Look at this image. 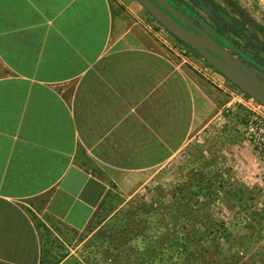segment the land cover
<instances>
[{
    "label": "crops",
    "instance_id": "0c3cea01",
    "mask_svg": "<svg viewBox=\"0 0 264 264\" xmlns=\"http://www.w3.org/2000/svg\"><path fill=\"white\" fill-rule=\"evenodd\" d=\"M142 10L0 0V264H40L37 218L84 232L227 121L220 83L165 49Z\"/></svg>",
    "mask_w": 264,
    "mask_h": 264
},
{
    "label": "rangeland",
    "instance_id": "374dc122",
    "mask_svg": "<svg viewBox=\"0 0 264 264\" xmlns=\"http://www.w3.org/2000/svg\"><path fill=\"white\" fill-rule=\"evenodd\" d=\"M166 1L264 83V0ZM142 11L165 49L201 63L232 103L250 101L264 112ZM232 105L221 128L192 136L136 194L110 196L84 232L37 218L40 264H264V167L242 137L241 105Z\"/></svg>",
    "mask_w": 264,
    "mask_h": 264
},
{
    "label": "water",
    "instance_id": "95a60500",
    "mask_svg": "<svg viewBox=\"0 0 264 264\" xmlns=\"http://www.w3.org/2000/svg\"><path fill=\"white\" fill-rule=\"evenodd\" d=\"M136 1L161 27L193 50L214 70L264 108V87L244 63L175 10L168 1ZM233 50L238 52L237 49Z\"/></svg>",
    "mask_w": 264,
    "mask_h": 264
},
{
    "label": "built area",
    "instance_id": "2783aa9c",
    "mask_svg": "<svg viewBox=\"0 0 264 264\" xmlns=\"http://www.w3.org/2000/svg\"><path fill=\"white\" fill-rule=\"evenodd\" d=\"M233 103L241 105L243 109V119L240 121L242 137L264 167V112L250 101L235 98Z\"/></svg>",
    "mask_w": 264,
    "mask_h": 264
},
{
    "label": "flooded vegetation",
    "instance_id": "af4514ba",
    "mask_svg": "<svg viewBox=\"0 0 264 264\" xmlns=\"http://www.w3.org/2000/svg\"><path fill=\"white\" fill-rule=\"evenodd\" d=\"M171 4V3H170ZM172 5V4H171ZM172 7L178 11V9L172 5ZM180 14H182L180 11H178ZM183 15V14H182ZM184 17H186L185 15H183ZM190 22H192L188 17H186ZM193 23V22H192ZM194 24V23H193ZM196 25V24H194ZM197 26V25H196ZM198 27V26H197ZM199 28V27H198ZM202 30V29H201ZM218 36V35H217ZM211 37V36H210ZM220 37V36H219ZM212 38V37H211ZM222 40H224L222 37H220ZM213 39V38H212ZM215 40V39H214ZM225 41V40H224ZM219 44V43H218ZM220 45V44H219ZM221 46V45H220ZM222 47V46H221Z\"/></svg>",
    "mask_w": 264,
    "mask_h": 264
},
{
    "label": "bare ground",
    "instance_id": "6f19581e",
    "mask_svg": "<svg viewBox=\"0 0 264 264\" xmlns=\"http://www.w3.org/2000/svg\"><path fill=\"white\" fill-rule=\"evenodd\" d=\"M247 66V65H246ZM249 69H250V71L256 76V78L262 83V85H263V87H264V83L260 80V78L257 76V74L255 73V71L251 68V67H249V66H247ZM263 92H264V90H263Z\"/></svg>",
    "mask_w": 264,
    "mask_h": 264
},
{
    "label": "trees",
    "instance_id": "16d2710c",
    "mask_svg": "<svg viewBox=\"0 0 264 264\" xmlns=\"http://www.w3.org/2000/svg\"><path fill=\"white\" fill-rule=\"evenodd\" d=\"M182 43V42H181Z\"/></svg>",
    "mask_w": 264,
    "mask_h": 264
}]
</instances>
